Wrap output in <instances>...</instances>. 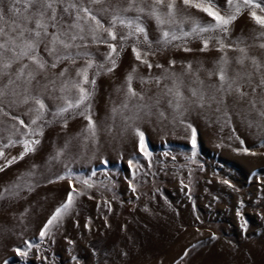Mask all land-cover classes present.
<instances>
[{"label":"rangeland","instance_id":"obj_1","mask_svg":"<svg viewBox=\"0 0 264 264\" xmlns=\"http://www.w3.org/2000/svg\"><path fill=\"white\" fill-rule=\"evenodd\" d=\"M111 2L127 7V0ZM219 4L223 14L225 0H219ZM104 6L106 4L91 5L93 8ZM4 7L6 22H22V15L8 11L9 0H5ZM16 7L23 13L22 5ZM177 8L201 23L212 19L194 7L185 9L181 0H177ZM250 10L245 8L233 22L225 43L244 40L246 44L239 46L254 45L248 48V55L264 61V49L259 47L264 38L258 36L264 29L251 19ZM65 20L72 22L67 16ZM144 26L153 42L155 55L147 57L153 67L149 69L135 59L132 52L135 37L121 50L120 37L127 36L132 29L118 24L117 39H109L110 43L117 44L119 52L115 57V69L96 75L94 88L86 86L93 93L91 108L74 111L68 116L67 127H63L60 119L47 124L43 136L37 137L40 143L36 151L0 171V190L14 183L23 184L29 171L45 173L34 191L21 193L23 198L0 200V264L5 260L9 264H264V147L258 146L264 141V128L257 127V122L264 124V118L251 108L248 103L251 97L238 102L235 96L227 100L230 122L222 115L223 106L217 113L216 105L210 109L190 110L183 118L179 117L168 104L170 97L164 94L165 85L172 87V80L163 79L157 86L154 81L141 83V78L151 80L165 73H175L174 78H182L190 87H197L193 84L197 76L205 85L216 83L215 75L209 77V73L216 71L217 61L224 53L218 51L215 41L201 51L202 38L157 45L155 41L161 35V28L147 16ZM207 35L209 33L204 34ZM86 39L96 62L103 63L108 47L93 45L90 37ZM139 41L138 47L148 51L142 34ZM184 47L191 51H184ZM225 51L231 67L238 69L235 58L240 53ZM170 61H176L175 65L171 66ZM189 63L192 71L187 73ZM84 64V58L77 59L75 65L64 62L56 69L49 68L47 76H58L64 67H69L66 75L74 76L75 69ZM157 64L163 67L158 68ZM17 67L19 65H14L12 71ZM248 67L251 70L250 64ZM134 69L136 78L132 86L152 107L150 115L141 112V119L133 122L124 119L135 113L131 103L128 109L115 114L112 110L125 103L126 77ZM93 74L94 70H89L90 80ZM39 79L45 82L44 77ZM59 86L57 80L56 87ZM182 91L185 96L190 95L187 87ZM50 94L60 95L59 92ZM156 100H159L158 105ZM45 102L49 108L59 103L54 99ZM26 111V106L18 107L12 115L29 123V117L24 115ZM80 111H84V115H80ZM89 111L97 126L95 142L84 141L81 136L88 124L85 116ZM45 119L51 120V114ZM181 119L185 122L181 123ZM0 120L8 129L3 133L2 143H7V137L14 131L13 124L20 127L21 132L25 131L9 116H0ZM128 124L144 132L149 156L138 151V136ZM188 124L197 129L195 147ZM66 141H71V152L60 161L50 162L49 157ZM244 147L249 148V153L243 151ZM3 151L10 159L18 157L23 146L17 144ZM103 160L109 163H101ZM129 160L133 162L131 167ZM5 163L6 159L0 158V165ZM65 166L83 178L90 170L95 171L93 187L87 188L69 177L85 195L78 197L70 212L40 240V229L55 208L64 202L68 188L67 179L53 183L48 179L66 174ZM254 172L259 175L254 177ZM24 240L39 246L33 247L27 257L17 256L15 248L23 249Z\"/></svg>","mask_w":264,"mask_h":264},{"label":"snow or ice","instance_id":"obj_2","mask_svg":"<svg viewBox=\"0 0 264 264\" xmlns=\"http://www.w3.org/2000/svg\"><path fill=\"white\" fill-rule=\"evenodd\" d=\"M186 8L194 7L211 17V21L201 23L197 18L185 13L184 10L177 8V0H127V7L120 4H114L111 0H9L8 11L14 14L22 15V22L4 20L5 0H0V116H9L12 121H17L25 131L13 124L14 129L7 137V143H2L5 139L3 133L8 131L4 127V121L0 120V158L6 159V163L0 165V171L11 166L17 160H22L27 154L36 151V145L40 143L37 137L43 136L44 127L57 119L63 120V127H67L68 116L74 111L84 108H91L92 91L89 87L96 83L95 76L101 71L111 72L116 67L115 57L119 55L116 43H110L117 39L115 31L117 25L132 29L127 36H121V50L126 46V42L135 37L136 43L132 45V52L135 59L147 65L149 69L153 67L147 59L149 54L155 55L152 51V41L149 40L146 27L144 26V17L153 18L161 28V35L155 41L157 45L167 46L174 41H187L191 38H202L201 51L209 48L210 43L215 41L218 45V51L224 53L217 61V68L214 73L210 72L209 77L215 75L216 83L205 85L199 77L193 81L197 87H190L184 84L182 78H174L175 73H165L163 76L141 78V83L154 81L157 86L163 79H171L172 87L165 85V95L169 96L168 104L177 112L181 118L190 110L210 109L216 105L215 111L221 112L222 115L231 121V114L228 112L227 100L235 96L238 102L248 99L251 108L256 111L257 115L264 118V61L248 55L247 47H240V44H246L244 40H238L233 43H225V38L230 31V26L244 11L245 8L251 9L249 15L256 25L264 29V0H225L224 13L221 12L219 0H181ZM106 4L104 7L93 8L91 5ZM16 5L23 6L21 8ZM259 10V13L258 11ZM135 13V15H129ZM67 16L72 22L65 20ZM107 25V26H106ZM167 26V27H165ZM205 33H209L206 37ZM143 35V43L148 45V51H142L138 45L139 36ZM87 37L91 38V44L99 46L104 44L109 51L104 56L103 63H97L95 54L88 50L91 45ZM264 38V32L258 34ZM79 41V42H78ZM235 45V47H234ZM264 49V43L259 45ZM226 49L238 51L240 55L235 58L238 69L231 67V61L227 55ZM184 51H191L190 48L184 47ZM85 59V64L75 69V75H66L69 73V67H64L58 74L49 78L48 69H56L60 64L69 62L75 65L77 59ZM176 61H170L174 66ZM251 65L249 70L248 65ZM19 65L13 72V66ZM109 65V66H106ZM156 67H163L157 64ZM89 70H94L93 78L89 79ZM192 71L191 63L186 65V72ZM40 77H44L45 82L41 83ZM136 78L135 69L126 77V101L121 106L113 108V113L120 112L122 109H128L129 104L135 109L132 116H125L126 121H135L141 119L140 113L145 115L151 114V107L144 102L143 94L136 91L132 86L133 79ZM57 80L60 81L59 88L56 87ZM187 87L189 96H185L182 91ZM59 92L60 95L52 96L50 93ZM48 100H58L49 108L45 102ZM159 104V100L155 102ZM259 105V107H258ZM26 106L27 111L24 115L29 117V123H25L18 115H12V112L18 108ZM131 110V109H130ZM50 113L51 120L45 119ZM84 115V111H80ZM236 115L239 117L240 113ZM250 115V113H249ZM163 116V113H161ZM245 119L247 116L244 117ZM88 121L87 127L81 133L84 141L97 140V126L92 119V115L85 116ZM219 119V117H218ZM181 123L185 121L180 120ZM252 122L249 121V126ZM132 127L134 133L138 136V151L144 156H149L144 132L134 124H128ZM188 127L192 131V145H196L197 129L191 124ZM257 127L264 128V124L257 122ZM19 136V139L13 137ZM17 144L23 146V151L19 156H12L8 159L5 156L4 148L14 147ZM244 144V141H241ZM264 147V141L258 145ZM71 141L65 144L49 157L50 162L60 161L66 153L71 152ZM243 151L249 153V148L244 147ZM255 155V153H251ZM103 164L109 163L107 160L101 161ZM129 166L132 161L129 160ZM36 166L34 165L33 168ZM49 173L51 168L48 169ZM65 173L56 175L55 179H48L49 183L59 180H68V188L63 203L55 208L52 214L46 219L39 231V239L47 237L51 229L58 225L63 216L67 215L76 203V199L85 195L73 179L87 188L93 187L92 177L96 175L91 171L86 178L76 174L73 169L65 166ZM28 179L23 184L14 183L0 190V200L8 197L23 198L21 193L25 190L31 193L39 186V180L45 176V173L29 171L25 174ZM254 177L259 175L258 172L252 173ZM32 178H36L33 180ZM133 192L135 187L129 185ZM91 198V197H89ZM87 227V225H86ZM24 248L16 247L17 256L27 257L33 247L31 240L23 241ZM46 259V257H45ZM4 264H9L8 260Z\"/></svg>","mask_w":264,"mask_h":264}]
</instances>
